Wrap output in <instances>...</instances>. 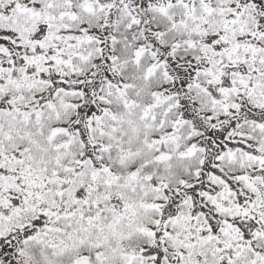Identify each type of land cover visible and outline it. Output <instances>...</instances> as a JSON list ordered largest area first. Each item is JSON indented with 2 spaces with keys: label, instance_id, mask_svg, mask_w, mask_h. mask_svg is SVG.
I'll return each instance as SVG.
<instances>
[{
  "label": "snow or ice",
  "instance_id": "6c2138e0",
  "mask_svg": "<svg viewBox=\"0 0 264 264\" xmlns=\"http://www.w3.org/2000/svg\"><path fill=\"white\" fill-rule=\"evenodd\" d=\"M0 264H264V0H0Z\"/></svg>",
  "mask_w": 264,
  "mask_h": 264
}]
</instances>
